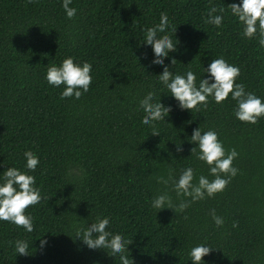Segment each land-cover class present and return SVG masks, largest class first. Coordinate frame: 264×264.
Instances as JSON below:
<instances>
[{"label": "trees", "instance_id": "16d2710c", "mask_svg": "<svg viewBox=\"0 0 264 264\" xmlns=\"http://www.w3.org/2000/svg\"><path fill=\"white\" fill-rule=\"evenodd\" d=\"M234 2L72 0L77 13L69 19L62 0H0V177L10 166L27 171L23 153L31 150L40 163L29 174L43 197L26 210L34 217L32 233L0 221V264H118L74 237L97 216H109L111 230L132 242L134 264H192L188 251L198 243L213 248L206 264H264V118L237 120L231 94L220 104L210 97L199 111L181 110L159 83L163 69L152 66L151 48L142 44L144 30L159 24L163 12L179 41L171 70H192L198 85L207 76L204 67L223 57L240 68L236 82L264 100V48L259 32L242 35L228 6ZM212 7L225 9L219 28L206 22ZM68 56L93 66L89 91L78 100L61 99L64 86L45 79L47 67ZM148 92L171 107L156 124L159 136L142 124L139 102ZM197 126L215 130L226 150L236 149L239 171L223 191L183 213L156 214L150 201L158 193L180 199L157 176H178L188 166L208 175L190 151L188 137ZM212 209L223 218L221 227ZM17 239L30 242L28 255L15 253Z\"/></svg>", "mask_w": 264, "mask_h": 264}, {"label": "clouds", "instance_id": "9594fccd", "mask_svg": "<svg viewBox=\"0 0 264 264\" xmlns=\"http://www.w3.org/2000/svg\"><path fill=\"white\" fill-rule=\"evenodd\" d=\"M72 0H62V8L67 18H73L77 9L70 7ZM230 14L242 26V35L253 38L259 32V46L264 48V0H238L228 5ZM224 7L219 9L212 7L208 12L207 23L219 28L224 21ZM214 13H219L215 14ZM159 24L144 30L143 45L150 47L153 55L152 66L161 67L163 71L158 75L159 83L167 89L166 95L174 99L181 110L206 108L211 97L215 103L220 104L229 98L236 102L233 110L237 120L249 124H255L264 118V100L254 92L246 91L242 83L236 80L240 76V68L228 63L223 57L212 59L208 66L203 69L206 77H201L197 85V75L192 70L182 74L173 70L176 59L171 56L178 51L179 41L175 35L176 29H172L169 17L161 13ZM171 32V35L168 33ZM163 34V35H161ZM174 37V38H173ZM170 60V65L165 60ZM93 66L90 62L80 63L73 57L64 58L60 64H51L47 67L45 79L52 87H60L61 99H79L89 91L92 84ZM144 116L142 124L151 128V134L159 136L156 127L158 122H163L169 116L170 106L157 100L155 92H148L139 102ZM188 142L194 145L191 148L197 160L208 166V175H198L195 170L188 166L180 170L179 175L171 172L165 176H157V183L168 186L171 183V191L179 199L174 203L169 191L165 190L155 195L150 201V207L157 214L164 209H171L175 213H183L191 204L211 198L221 192L238 173L233 165L239 153L235 148L226 150L223 142L218 138L215 130L202 131L200 126L192 130ZM179 150V149H178ZM26 161L22 171L20 168L7 167L0 177V221H5L21 227L26 233L34 231V217L26 210L39 204L43 197L40 189L36 186V177L29 173L34 172L40 163L39 157L31 150L23 153ZM212 177V179H209ZM212 220L217 227L224 224L221 216L216 214L215 209L210 212ZM75 238H78L87 248L92 250L102 249L118 260V264H134L128 254V246L132 242L120 233L111 230V218L109 216H97L94 222L86 227H77ZM29 241L17 239L13 242L16 254L28 255ZM47 244L45 239L40 240L43 248ZM212 247L206 243H198L188 251V257L192 264H206L203 257L210 254Z\"/></svg>", "mask_w": 264, "mask_h": 264}]
</instances>
